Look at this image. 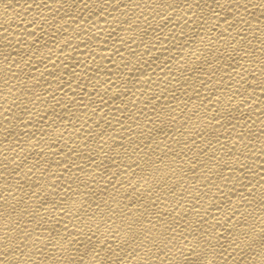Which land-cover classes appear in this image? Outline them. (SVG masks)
Returning <instances> with one entry per match:
<instances>
[{
	"label": "bare ground",
	"instance_id": "1",
	"mask_svg": "<svg viewBox=\"0 0 264 264\" xmlns=\"http://www.w3.org/2000/svg\"><path fill=\"white\" fill-rule=\"evenodd\" d=\"M0 264H264V0H0Z\"/></svg>",
	"mask_w": 264,
	"mask_h": 264
},
{
	"label": "snow or ice",
	"instance_id": "2",
	"mask_svg": "<svg viewBox=\"0 0 264 264\" xmlns=\"http://www.w3.org/2000/svg\"><path fill=\"white\" fill-rule=\"evenodd\" d=\"M239 223V222H238ZM66 231H67V229H65ZM242 235H246V233H243ZM217 239L219 240L220 239V237H217ZM87 240H88V243L89 244H91L92 243V236L90 235V236H88L87 237ZM232 243L237 247V249H239L241 252L243 251V249H242V247H241V245H240V243L238 242V240L237 239H234L233 241H232ZM193 253H195V248H193ZM185 259H187V256L185 257Z\"/></svg>",
	"mask_w": 264,
	"mask_h": 264
}]
</instances>
